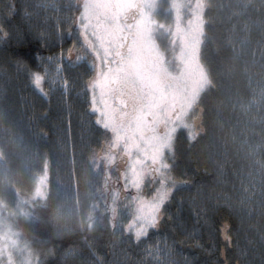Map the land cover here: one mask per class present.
<instances>
[{"label":"trees","instance_id":"obj_1","mask_svg":"<svg viewBox=\"0 0 264 264\" xmlns=\"http://www.w3.org/2000/svg\"><path fill=\"white\" fill-rule=\"evenodd\" d=\"M166 1L168 0H164L160 8L162 11L156 16L158 21L165 24L171 19V15H164L168 7ZM203 8L205 31L200 62L210 76L211 86L208 94L199 99V104L204 111L203 125L206 131L205 136L195 144L191 143V146L187 147L183 140L179 141L178 149L183 154L185 170L190 175L192 188H188L186 194L177 201H184L182 216L189 230L194 226L191 218L193 201L216 217H223L233 224L238 223L239 232L234 235L233 240L241 249H247V255L240 257L238 252L228 251L231 264H236L237 260L240 264H264V209L259 208L254 212L252 208L248 211L245 207L243 213H237L239 201L236 196L239 189L235 191L239 168L237 154L242 151L239 147L242 141L239 140V135L242 138L250 137L251 134L245 132V125H249L252 119L239 109V105L251 94L252 76L264 70V30L261 31L256 24L244 20L236 0H205ZM73 11L74 16L78 14L77 9ZM253 18L255 19V15ZM8 28L14 33H24L28 42L25 47L28 44H32L34 49L39 46L40 38L30 30L26 18L22 16L20 0H0V32ZM2 45L3 39L0 38V46ZM161 45L163 49L169 47L165 40ZM52 47L54 46L41 48V51L45 55L52 54L55 52ZM17 73L16 58L0 50V151L4 160V164H0V198L7 205L5 208L8 219L11 209L17 207L13 196L18 193L17 195L27 198L34 189L38 172L33 171L37 167L43 168L49 173L47 199L44 201L30 198L33 202L24 203L25 216L17 217V226L22 229L24 239L38 255L41 264H60L63 255L72 250L86 254L89 248H93L102 253L105 246L114 242L111 240L110 230L112 220L109 212L103 208L105 200L101 197V189L94 188L93 183L98 179L92 173L90 184L82 188L85 190L84 194L80 193L86 205L81 215L83 229L66 233L55 230L53 220L61 193L57 182L61 176L66 184L70 181V159L73 155L69 147L73 146L75 153L76 149L82 151L84 144H70L65 139V144L61 143L66 126L62 123L65 113L39 100L34 101L31 92L24 87V74L18 76ZM45 112L46 119L42 118ZM259 120L264 124V115H260ZM252 129H263L261 135L264 145V127L260 125ZM61 145L67 146L66 154L62 150L63 156L58 150ZM190 157L194 158L193 161ZM203 168L207 172H203ZM81 169L82 173L84 167ZM228 197H232V200H227L230 205L225 203ZM250 212L254 213L250 215ZM207 239L205 234L202 242L206 244ZM168 241L177 250L171 256L173 264H183L179 250L186 249L187 246L192 247L194 253L190 255L186 251V254L195 257L200 264L218 257V252L210 255L194 247L196 241L188 239L183 233L175 234L176 243H173L171 237ZM216 243L218 247L222 243L219 235L216 236ZM112 248L117 253L134 247L120 240Z\"/></svg>","mask_w":264,"mask_h":264},{"label":"rangeland","instance_id":"obj_2","mask_svg":"<svg viewBox=\"0 0 264 264\" xmlns=\"http://www.w3.org/2000/svg\"><path fill=\"white\" fill-rule=\"evenodd\" d=\"M236 1L239 4V9L242 11L241 15L245 17L244 20H249L251 24H256V27H260L261 31H263L264 0ZM20 2L22 16L26 18L30 30L37 34L39 38L41 34H44L46 42L54 46L52 48L55 52L49 55L60 56L62 58L67 55L68 46L74 41L75 45H77L79 40L91 42L96 55L103 57L99 49L102 41L98 42L95 34L101 35L104 40L107 38L116 40L118 31L121 30L120 19L122 11L128 7L132 0H85L82 2L81 9L77 11L78 14L75 16L73 14L75 1L73 0H20ZM166 2L167 9L171 8L170 10L172 11L164 13L165 16L171 15L169 23L165 24L158 21L155 16L157 8H161L164 0H146L147 11L144 12L136 24L141 35V43L139 44L142 47L141 50H138L139 53L135 56V59L140 58L137 61L139 62L146 57L145 59H148L149 62H151V58L157 62L155 80L157 81L158 91L151 104L167 98L173 90L175 92L178 90L176 94L180 95L182 100L187 99L188 91L186 87H177V83L185 82L187 76L191 82L188 90L193 93L194 101H197L207 86L206 75L200 62V49L205 31L203 8L205 0H168ZM253 14L255 15V19L253 18ZM74 24L78 25L76 30L73 26ZM160 27L162 28L160 29ZM163 40L166 41L169 47L165 49L161 48V51L154 50L155 46H162ZM149 56L151 57L150 59ZM164 80L168 84L170 83V85H164ZM250 84L251 94L249 98L243 100L239 105V109L243 110V113L248 118L252 117V119L251 121L249 120V125L247 123L245 125V132L250 133V137L242 138V135H239V140L242 139L239 143L240 150L242 151L237 154L239 162L236 175L238 186L235 188V191L239 189L236 196L237 201H239L236 207L237 213H243V208L245 207L248 211L252 208L254 212L259 208L264 209V145L261 135L263 129H252L257 126L260 127V125L264 127L263 122L261 120L258 121L259 116L264 115V70L253 75ZM100 88L103 89V86L101 85ZM91 98L98 101L101 97L100 95L93 94ZM102 99L105 100L107 98L102 97ZM95 107L96 111L100 110L98 103ZM140 110L137 115L143 113L146 118L148 116L146 110ZM123 111L124 109L121 107L115 112L122 117ZM62 112L66 113V111ZM102 113H104V109H102ZM103 120L109 127L113 126L109 115L105 114ZM189 126L191 128V125ZM113 130H115L117 137H123L124 132L118 131L114 127ZM251 130L252 132H250ZM63 133H65L64 130ZM163 138L166 139V137ZM232 144L235 143L233 142ZM91 149H93V146ZM58 150L61 151V155L63 156L62 145L58 146ZM64 153L66 154V152ZM239 156L241 157L239 158ZM71 157L70 160L75 164L77 160H75L74 156ZM89 158H92L91 154L88 156V159L86 157L87 160ZM181 169L182 167L179 164L177 169L174 170L173 175L175 177L177 175L181 180L190 179V175L186 170L183 172ZM36 171L38 172L35 177L34 189L29 192L27 198L23 195H17L18 193L13 196L17 207L11 209L9 219L7 215L8 211L5 208L7 205L0 198V264H41L38 255L24 239L21 233L22 229L20 230L17 226L20 215L25 216L24 203L32 202L30 198L33 200L41 198V192L47 186V171L39 167L33 172ZM91 173L93 177L96 175L92 168H84L82 173L81 171L79 172L81 178L77 175H72L69 183L66 184L64 183V178L61 176L57 182L61 189L59 206L56 209L53 220L57 232L62 233L83 229L84 223L81 215L86 205L80 193L84 194L85 190L82 188L90 184ZM95 179H99V177L95 176ZM186 191L181 192V194H186ZM227 200H232V197L226 198V205L229 204ZM105 206V210L114 217V219L111 217V220L114 223L115 220L120 223L119 218L115 215V210L110 205L105 204ZM254 212H250L249 214L252 215ZM13 216H16V218H13ZM112 221H110L111 224ZM117 231H120V229L117 228ZM153 243L155 244V242ZM112 247L113 245L110 243L105 246L102 253H97L104 255L106 259H112ZM139 248H142V246H139ZM143 248L145 247L143 246ZM161 248L163 247L159 244L158 247L154 246L151 250L147 251L148 254L150 253L149 255L152 252L156 254H153L154 256L152 257L147 256L145 258L147 262L144 264H173V258L169 255H164L165 253L162 252ZM129 250L126 251L128 252ZM75 253H79V256L75 260H72L71 257ZM117 254L122 259L126 258L125 252L118 251ZM82 259L88 261L92 260L93 257L89 252L84 254L81 251L72 250L63 255L60 264H80V260Z\"/></svg>","mask_w":264,"mask_h":264},{"label":"flooded vegetation","instance_id":"obj_3","mask_svg":"<svg viewBox=\"0 0 264 264\" xmlns=\"http://www.w3.org/2000/svg\"><path fill=\"white\" fill-rule=\"evenodd\" d=\"M73 1H75L74 8L80 10L82 2L85 0ZM146 6V0H132L128 7L122 11L120 19L121 30L118 31L119 33L116 40L112 38L104 40L101 35L95 34V38L98 42L102 41L99 49L103 57L96 55L92 43L89 41L79 40L77 45H75V41L72 42L68 46L69 50L67 55L62 57L64 69L62 75L67 76L69 83L75 86L72 88L70 97L67 99L61 100L57 93L53 95L51 103L47 104L53 108L57 107L61 111H66L65 120L62 122L63 125H66H64V128H66L68 124L69 110L71 112V135L67 136L63 133L62 139L60 137L61 143L63 139H65L66 142L70 144H84V149L82 151L76 149L75 153L74 147H69L71 155H73L74 158L77 157L75 158L77 160L76 163L70 165L71 176H79L82 166L87 169L92 168L96 174L94 177H99V181L95 180L96 183H93L94 188L98 190L99 188L101 189V197L105 200V204L110 205L113 210H116L118 206L117 193L119 192L122 194L123 191L122 179L119 171V169L123 167L122 159L124 158V151L120 147V145L123 144V139L122 137H117L115 130H113V126L109 127L104 123V120L100 121L102 125L101 128H96L95 125H93L92 128L85 126L84 122L89 118L87 114L89 100L92 99L91 97L93 94L100 95L101 97L98 99V106L101 110H99L100 113H102L103 108L101 105L104 102L102 97L107 98L114 111L123 107L124 111L122 113V118L128 122L132 121L134 116L139 112V109L146 110L148 113L146 119H148L150 125L154 122L155 128L159 129V132L156 134L161 137H166L165 140L171 144L175 152V162L177 165L180 164L183 172L185 171L186 165L183 160V154L180 152V149H178L179 141L183 140L187 147L189 145L191 146V143L195 144L204 137L206 131V127L203 125L204 111L199 104V99L194 101L193 93L188 90L191 84L188 76L185 82L177 83L178 88L186 87L188 91L187 99L182 100L181 96L176 94L178 90L176 92L173 90L167 98L155 104H151L158 91L157 81L155 80L157 62L150 56L149 59L151 58V62L145 59L146 57L139 62L137 61L140 60V58L135 59V56L139 53L138 50H141L142 47V45L139 44L141 43V35L136 24L139 22L144 12L147 11ZM166 10L172 11L170 9ZM161 11L160 8H157L155 16ZM74 27L76 30L78 25L74 24ZM161 28L162 27H160V29ZM155 47L154 50L156 51H161V48H163L162 46ZM150 53L149 55H151ZM203 69L207 79V86L202 91V93H205L208 92L211 86V79L206 69ZM164 79L167 80L166 78ZM165 80L164 85H170V83L168 84ZM101 85L103 89L100 88ZM99 111H97L98 114H100ZM119 116L121 117L120 114ZM189 125H191V128ZM104 128L108 130L105 131ZM62 144H65V142ZM92 146L93 149H91ZM62 150L66 152L67 146H62ZM1 154L0 151V155ZM90 154L92 158L87 160L88 158L86 159V157ZM193 159V157H190L191 161H193ZM0 164L3 165L4 160L0 159ZM78 167L81 170H79ZM205 171V168H203V172ZM47 175H49V173H47ZM176 179L182 181L177 175ZM183 181H190V179ZM46 185V188L44 187L43 192H41L42 197L39 198L44 201L49 195L47 182ZM188 188H192V182ZM183 195L185 194H178L176 200L182 198ZM104 207L106 208L105 205H103V208ZM112 218L114 219V217ZM117 228L120 229V223L116 220L115 223L112 221L110 230L111 240H114L112 243L113 246L115 242L123 240ZM160 246L163 247L161 250L165 253L164 255L173 256L177 251L172 248L169 241L166 243L161 242ZM220 246H222V243H220L219 247ZM133 247L134 248L130 249L128 252L124 251L128 258V264H136L137 261L135 258H137L138 261L141 260L144 264L147 262L145 259L147 256L152 257L154 256L153 254H156L152 252V254L149 255L150 253L148 254L143 246L139 249L134 245ZM183 251L185 254L188 252L190 255L194 253V249L192 247L189 248V246L183 249Z\"/></svg>","mask_w":264,"mask_h":264},{"label":"snow or ice","instance_id":"obj_4","mask_svg":"<svg viewBox=\"0 0 264 264\" xmlns=\"http://www.w3.org/2000/svg\"><path fill=\"white\" fill-rule=\"evenodd\" d=\"M3 45L0 50L16 58L17 75L25 76L24 87L27 88L33 100H39L44 104H50L54 94H59L61 100L70 97L74 84H70L67 76L62 75L64 69L60 56L45 55L41 48L50 47L44 34L40 35L39 46L35 49L27 44V38L22 31L15 33L11 28L0 32ZM5 81V88H7ZM99 103L94 99L89 100L87 114L88 120L85 126L101 128V120L107 114L113 127L124 132V151L122 159L123 167L119 169L123 191L117 193V208L115 215L120 220V234L126 242L134 246H144L146 251L154 246L158 247L161 242H167L171 237L173 243L176 233L185 234L188 239L196 241L194 247L201 249L210 255L218 252L216 259L204 261V264H231L228 251L231 249L238 252L240 257L247 255V249H241L233 237L239 232L238 223L235 224L223 217L210 214L202 205L192 202L191 218L194 226L187 228L186 221L182 216L184 201H177L176 197L185 191L191 184L190 181H178L173 175L178 165L175 162V152L171 144L156 133L159 129L149 124L148 119L141 113L134 116L131 122L120 117L104 100L101 107L104 113L98 114L95 105ZM42 118H47V112ZM150 119V117H149ZM107 131V128H104ZM67 136L71 135V112L67 127L64 129ZM175 205V211H173ZM219 221V222H218ZM115 227V226H114ZM197 228L199 231H197ZM205 234L207 243H203ZM222 237V246L218 247L216 236ZM155 242V244L153 243ZM182 243V241L180 242ZM92 260H80V264H128L127 259H122L115 251L111 253L112 259H106L98 254L95 249L89 248ZM183 257V264H200L195 257L179 250ZM126 255V254H125ZM79 253L73 254L75 260ZM136 264H143L137 261ZM236 264H240L237 260Z\"/></svg>","mask_w":264,"mask_h":264},{"label":"bare ground","instance_id":"obj_5","mask_svg":"<svg viewBox=\"0 0 264 264\" xmlns=\"http://www.w3.org/2000/svg\"><path fill=\"white\" fill-rule=\"evenodd\" d=\"M209 88H210V87H209ZM207 94H208V92L201 93L200 98H201L202 96H206Z\"/></svg>","mask_w":264,"mask_h":264},{"label":"water","instance_id":"obj_6","mask_svg":"<svg viewBox=\"0 0 264 264\" xmlns=\"http://www.w3.org/2000/svg\"><path fill=\"white\" fill-rule=\"evenodd\" d=\"M0 159H2L1 155H0ZM2 160H3V159H2ZM219 238H220V240H221V242H222V237L219 236ZM230 250H231V249H230Z\"/></svg>","mask_w":264,"mask_h":264}]
</instances>
